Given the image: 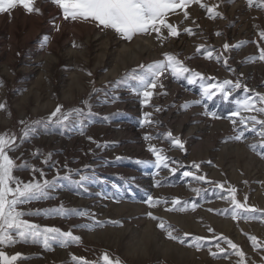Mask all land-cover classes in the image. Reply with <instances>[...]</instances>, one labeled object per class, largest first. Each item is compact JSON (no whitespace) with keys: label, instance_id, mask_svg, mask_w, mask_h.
<instances>
[{"label":"rangeland","instance_id":"obj_1","mask_svg":"<svg viewBox=\"0 0 264 264\" xmlns=\"http://www.w3.org/2000/svg\"><path fill=\"white\" fill-rule=\"evenodd\" d=\"M202 2L208 6L218 4L217 11L223 18L209 19L204 9L192 4L169 15L168 22L177 26L179 36L167 37L164 30L165 39L157 40L153 34L151 37L137 36L131 42L121 40L110 30L65 21L51 0H36L39 14L26 13L19 6L10 15L0 14V103L6 105L0 110V134H15L18 138V147L9 152L10 157L18 165L27 162L29 167L43 169L49 180L57 175V169L61 176L71 169L73 173L95 178L87 184V192L69 181H61V186L50 193L54 199L22 206L25 211H35L63 204L69 210L86 211L90 217H27L42 226H55L64 231L71 229L74 235L81 237V243L68 248L53 246L51 250H45L42 245L22 243L4 247L6 254L20 253L30 257L18 264H72L71 255L92 261L103 251L119 256L125 264H234L235 255H230V260H217L208 255L207 246L201 251L187 246L192 237L198 235L211 240L215 251L217 241L213 233L236 243L245 253L246 264L252 261L264 264L261 261L264 250L254 251L248 240L249 236H255L264 245L261 213L256 214V219L234 221L231 205L220 198L224 195L220 189L182 175L186 170L194 171L190 169L192 162L200 163L201 172L207 174L209 180L227 181L226 188L232 185L237 189V199L244 202V197L248 196L249 206L264 210L258 200V191H264V160L249 149L250 144L259 145L260 139L255 133L246 132L242 142H223L235 135L229 117L234 111V102L246 95L242 89L235 90L227 102L219 97L206 101L208 111L221 117L211 119L202 114L205 111L202 106L194 105L187 110L181 107L200 99L199 79L189 84L186 79L177 80L166 73L161 77L163 87L154 90L152 99L143 107L141 98L128 91L127 85L135 84L128 80L116 89H106L107 97L101 91L92 98L93 115L83 121L84 135L80 134L79 126L62 130L58 126L45 129L40 125L32 139L22 144L19 141L24 129L21 120L31 123L46 119L57 104L63 105L65 110L83 107L81 101L88 98L93 87L103 90L105 84L121 80L125 73L138 69L140 64L162 60L165 53L177 56L185 67L202 74L205 83L240 79L242 85L264 93V62L258 59L260 49L264 48V39L259 36L264 31V8L259 7L260 0H254L253 7L248 6L247 0ZM183 11L188 12L187 19ZM185 28L192 34L186 33ZM45 36L49 37V42L41 47ZM74 43L77 47H73ZM225 43L242 46L230 47L224 52ZM126 45L128 48L124 49ZM141 45L144 51L139 52ZM197 48L201 51L197 52ZM207 51L212 52L211 59L205 58ZM134 54L139 55V59H135ZM217 56H220L219 62ZM112 97H118L116 103H111ZM105 99L109 101L107 104ZM156 108L162 111L157 112ZM144 113H151L153 123L141 127ZM258 118L264 119V116ZM169 132L184 143L185 152L169 143ZM146 134L154 139L145 141ZM149 144L161 149L169 161L180 162L182 166L175 175L164 169L154 177L157 170L153 166L155 158L147 151ZM238 148H241L239 153L233 152ZM36 150L42 155L34 158L32 153ZM48 153H52L49 164L54 167L41 162ZM118 156L122 158L119 161L116 160ZM136 160L148 163L137 164ZM247 163L254 170H250ZM14 174L25 182L32 178L29 170H18ZM133 177L134 181L130 179ZM73 179L79 176L74 175ZM156 181L161 186L154 187ZM193 188H200V194L193 192ZM147 195L169 202L179 198L182 202L198 205L194 212L190 209L185 213L167 212L165 208L170 207V203L154 210L178 229L177 234L182 238L184 233L189 234L185 245L167 240L152 221L144 218L148 209L142 201ZM92 218L102 222L118 220L123 227L108 225L88 231ZM228 222L231 226H227ZM208 228H212L213 233H209ZM219 243L231 254L223 240Z\"/></svg>","mask_w":264,"mask_h":264},{"label":"snow or ice","instance_id":"obj_2","mask_svg":"<svg viewBox=\"0 0 264 264\" xmlns=\"http://www.w3.org/2000/svg\"><path fill=\"white\" fill-rule=\"evenodd\" d=\"M36 0H0V14H11V11L18 6L22 7L26 13L32 14L40 13V9L35 7ZM51 3L56 5L65 21L80 22L91 24L94 27L101 29L102 31L110 30L121 40L131 42L137 36H153L157 40L165 39L162 35L166 30L167 37L179 36V31L176 25L168 22L169 15L176 13L178 9L185 10L192 4L199 5L209 15V19H215L217 17L223 18L217 11L218 4L208 6L202 2V0H51ZM249 7H253L254 0H247ZM259 7L264 8V0H260ZM184 18H188V12L183 11ZM56 30L59 31V25H56ZM184 31L189 35L192 34L191 30L185 28ZM219 36L220 33H217ZM261 39H264V31L259 33ZM49 37L42 38L41 47L47 46ZM242 45L237 44L230 46L225 43L223 45L224 52L229 51L230 47L239 48ZM73 47H77L75 43ZM201 49L197 48V52ZM212 52L207 51L206 59L212 58ZM217 62L220 61V56L216 57ZM258 59L264 62V48L259 51ZM227 65V59L224 60ZM234 71V70H232ZM166 73H170L171 76L177 80L186 79L189 84H193L197 79L200 81V99L186 102L181 107L185 110L188 108L199 105L205 108L203 115L210 117L211 119H221L214 112H210L207 109L205 103L212 101L214 98L219 97L225 102L229 101L233 96L235 90L242 89L246 95L235 101L234 111L229 117L230 123L233 125V132L235 135L228 137L223 141L227 143L229 141L242 142L246 139V132H253L255 136L260 139L259 145L250 144L249 149L260 159L264 160V151L258 149H264V119L258 118V116H264V93L257 92L255 89H250L246 85H242L241 80H224L219 83H205V77L200 73L192 72L191 69L185 67L183 62L180 61L177 56L165 53L162 60L153 62L148 65L140 64L138 69H133L128 73H125L124 78L117 80L111 84H105L104 89L92 88L88 94V98L81 101L83 107H72L67 110L63 105L57 104L55 109L48 115L46 119H40L27 123L21 120L20 124L24 125L22 135L19 137L20 143H24L32 139L37 133V126L42 125L45 129L49 126H58L62 130H68L72 126H79L80 134L84 135L83 121L93 115L92 103L90 102L93 97L98 96L101 91H104L105 97L108 93L106 89L118 88L122 83L126 84V81H134V85H127L128 91L141 98V106H146L154 95V90L158 87L162 88L161 77ZM89 76L91 73H87ZM188 74V75H185ZM209 80L212 78L209 77ZM251 93L250 95H248ZM118 97H112L111 103H116ZM109 101L105 99L104 103ZM6 105L0 103V110H4ZM155 111H162L160 108H156ZM251 113H256L252 115ZM248 114V115H244ZM144 119L140 121L141 127L146 124L150 125L153 121L150 119L151 113H144ZM238 118V119H236ZM107 119V117H105ZM259 126V127H257ZM169 143L179 149L181 152H185L184 143L178 138L173 137L172 133H167ZM17 136L15 134L9 135L8 133L0 134V264H18L21 260L30 259L20 253L6 254L3 250L4 247H13L17 243L42 245L45 250H51L53 246H59L61 248H68L70 245H80L81 237L74 235L73 231L61 230L55 226H42L41 224L31 222L27 217L43 216L44 218H52L58 216L60 218H72L73 216L78 218H89L90 214L86 211H76L66 209L63 204L57 208L41 210H23L22 206L32 204L33 202L46 201L54 199L50 193L54 192L61 186V181H69L77 188L83 189L87 192V184L94 182L95 178L82 175L79 172L73 173L71 169H68L67 174L61 176L59 169H57V175L49 180L46 177V173L43 169L36 168L35 166L29 167L27 162L18 165L16 161L10 157L9 152L16 151ZM91 141V137L88 138ZM154 139L151 135H145V141H151ZM94 142V141H93ZM100 147V145H97ZM106 147V146H105ZM147 151L152 154L154 159V167L157 170L153 175L158 176L161 170L166 169L169 173L175 175L178 168L181 167L179 161H169V158L163 153L161 149H158L154 145L149 144ZM42 155L39 150L32 153V156L38 157ZM52 153H48L47 156L41 161L44 165L54 167V164H49L51 161ZM121 157H116V160H121ZM137 164H147V161L136 160ZM208 163H211L209 161ZM176 165L173 167L172 165ZM65 167H67L65 165ZM190 169L183 172V177L191 178L197 183L214 184L215 188L220 189L224 195L220 198L225 200L231 205V219L234 221L243 219L248 221L250 219H256V214L261 213L262 219H264V210L258 209L254 206H249L247 203L248 196L244 197V202L237 199V189L232 185H225L227 181L218 183L211 181L207 178V174L201 172V164L192 162ZM18 170H29L32 173V178L25 182L18 178L14 173ZM39 174L37 177L36 174ZM79 176V179H73V176ZM134 181V177L130 178ZM247 183V181H244ZM154 187L161 186L159 181H156ZM115 187V185H113ZM193 192L197 195L200 194V188H193ZM113 199V197H108ZM116 202H119L117 200ZM147 206L148 211L144 213V218L152 221L155 228L164 234L165 238L169 241H173L180 245H185V240L188 237V233H184L182 238L178 235V229H175L168 221L162 219L155 214L154 210L161 204L169 205L166 207L167 212H179L185 213L189 209L195 211L197 208L196 203L189 204L188 202H182L179 198H174L170 202L168 200H160L154 198L152 195H147L146 199L142 201ZM208 211L212 212L213 209ZM227 211V210H226ZM243 213V215H241ZM108 225L112 227H123V224L118 221H106L102 222L92 218L91 226L88 227V231H95L97 228H104ZM209 233H213L212 228H208ZM214 235V239L217 241L214 245L215 251H213L212 241L202 236H193L191 244L188 247L194 248L196 251H201L207 246V252L213 259L230 260V255H235L237 259L234 264H246L245 253L241 248L234 243L231 239L224 236ZM223 240L231 249V254L228 250L221 246L219 243ZM248 240L251 242L252 249L254 251L264 250V245L258 241L257 237L249 236ZM261 261H264V256H261ZM72 264H125L119 256H113L108 251H103L96 260H88L84 257H77L71 255ZM251 264H256L252 261Z\"/></svg>","mask_w":264,"mask_h":264},{"label":"bare ground","instance_id":"obj_3","mask_svg":"<svg viewBox=\"0 0 264 264\" xmlns=\"http://www.w3.org/2000/svg\"><path fill=\"white\" fill-rule=\"evenodd\" d=\"M139 38V37H138ZM137 38V39H138ZM139 39H143L142 37H140ZM146 39L144 38V41H145ZM150 45V44H149ZM126 48H128V46L126 45V46H124V49H126ZM139 52H141V51H144V49H143V47H142V45L139 47ZM134 53V52H133ZM135 56V59H139V55H137V54H134ZM136 56H138L137 58H136ZM113 73H114V71H113ZM239 149V148H238ZM240 150H241V148L239 149V150H235V151H233V152H240ZM243 152V151H242ZM240 157V156H239ZM250 162L251 163H253V158H251L250 159ZM249 166H248V168H252V165L251 164H249V163H247ZM250 170H254V168H252V169H250ZM256 176V175H255ZM250 182H252V181H250ZM259 190V189H258ZM264 194V191L263 190H259L258 191V195H259V201L262 203V205H260V206H264L263 205V201H264V197L262 196ZM257 199V198H256ZM258 205H259V203H258ZM229 223V222H228ZM227 224V223H226ZM231 224L232 223H229V224H227V226L229 225V226H231ZM264 229V228H263Z\"/></svg>","mask_w":264,"mask_h":264}]
</instances>
